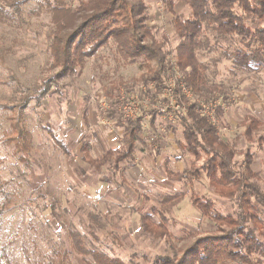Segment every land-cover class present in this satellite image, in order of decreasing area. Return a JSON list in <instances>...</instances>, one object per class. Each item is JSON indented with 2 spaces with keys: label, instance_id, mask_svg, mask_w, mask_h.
I'll return each instance as SVG.
<instances>
[{
  "label": "rangeland",
  "instance_id": "1",
  "mask_svg": "<svg viewBox=\"0 0 264 264\" xmlns=\"http://www.w3.org/2000/svg\"><path fill=\"white\" fill-rule=\"evenodd\" d=\"M148 3V25L159 36L168 35L173 48L177 44L173 12L162 0ZM36 6L33 2L28 8ZM174 8L184 17L190 14L183 2ZM50 27L45 12L27 16L22 26L0 23V38L7 47L0 59V185L10 191L0 217V264H7L3 248L16 264H37L52 249L71 247L73 232L81 235L87 247L101 248L127 264H153L156 257L166 255L180 258L186 245L214 229L193 196L212 201L224 214L236 208L232 199L210 187L203 169L208 156L202 152L196 158L180 151L181 130L167 129L168 124L176 125L175 113L183 110L172 96L174 81L166 80L160 99L127 93L126 87L142 70L137 62L130 63L103 47L87 59L80 73L52 82L48 93L35 96L36 85L53 73L47 63ZM219 56L211 51L204 58L208 81L220 85L229 100L221 117L215 111V125L235 147L237 167L251 153L257 184L264 192V124L253 141L246 138L241 125L247 114L264 121V69L245 73L228 58L215 63ZM119 82L123 84L117 93V112L123 124L112 116L105 93L106 87ZM28 95L27 106H22ZM151 110L159 114L156 133L148 122ZM139 114L146 119L141 133L146 142H136L133 161L124 160L115 168L86 159L84 143L91 147L92 159L101 158L119 146L123 125ZM16 119L24 135L19 145L13 138ZM187 168L196 172L188 183L168 173ZM179 192L184 200L168 211L171 236L159 238L144 231L141 216L159 209L164 195ZM261 210L264 218V206ZM71 258L72 264H86L87 256L75 249Z\"/></svg>",
  "mask_w": 264,
  "mask_h": 264
},
{
  "label": "trees",
  "instance_id": "2",
  "mask_svg": "<svg viewBox=\"0 0 264 264\" xmlns=\"http://www.w3.org/2000/svg\"><path fill=\"white\" fill-rule=\"evenodd\" d=\"M162 1L173 12V37L177 40L173 48H170L168 35L159 36L158 31L148 25L149 0H0V23L22 26L27 22V16L33 13L45 12L50 16L47 63L53 73L36 85L35 96L48 93L52 82L80 73L87 59L103 47H110L130 63L137 62L142 70L132 85L126 87L127 93L134 91L141 99H156L163 94L166 80L174 81L172 96L183 110L174 114L176 125L168 124L167 129L181 130L184 140L178 139L180 151L196 158L202 152L208 156L203 169L210 187L232 199L236 209L233 213L224 214L214 207L212 201L193 196L202 215L212 222L213 231L186 245L180 258L158 256L153 264H264V218L261 210L264 192L257 184L258 174L253 169L251 153L247 152L245 160L237 167L235 147L219 133L215 120L202 111V104L211 106L214 115L218 111L221 117L223 105L229 104L225 90L207 79L208 63L204 58L209 52L220 54L215 63L225 57L245 73L264 69V0ZM33 2L37 6L28 8ZM178 2L190 8L187 17L175 12ZM6 52L7 47L0 38L1 60ZM178 72L180 75L176 77ZM120 84L123 83L106 87L105 93L112 106V116L123 124L117 112ZM30 97L22 99V106H27ZM150 114L148 122L156 133L159 114L155 110ZM144 118L139 114L136 119H129L123 125L119 146L108 150L101 158L92 159L91 147L84 143L86 159L93 165L110 163L115 168L124 160L133 161L136 142H146L141 137L146 130ZM262 123L264 121L256 116L245 115L241 125L245 126L244 135L248 140H254ZM12 125L17 134L13 138H17L19 145L24 138L19 119ZM168 164L169 159L165 166ZM168 173L188 183L196 172L187 168L168 170ZM9 192L0 185V217L9 201ZM183 200L181 192L164 195L159 209L154 207L141 216L142 229L159 238L171 236L168 211ZM73 249L87 256L86 264H127L101 248L87 247L78 232L72 233L71 247L54 248L37 264H72ZM2 254L7 264H16L5 248Z\"/></svg>",
  "mask_w": 264,
  "mask_h": 264
},
{
  "label": "built area",
  "instance_id": "3",
  "mask_svg": "<svg viewBox=\"0 0 264 264\" xmlns=\"http://www.w3.org/2000/svg\"><path fill=\"white\" fill-rule=\"evenodd\" d=\"M188 94H190V93H188ZM176 104L179 105L178 103H176ZM202 106H203L202 111L204 112V110H205V112L208 113V115L210 116V118L214 121L215 120L214 109L213 108L211 109V106H207V105H204V104H202Z\"/></svg>",
  "mask_w": 264,
  "mask_h": 264
}]
</instances>
